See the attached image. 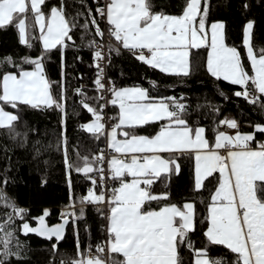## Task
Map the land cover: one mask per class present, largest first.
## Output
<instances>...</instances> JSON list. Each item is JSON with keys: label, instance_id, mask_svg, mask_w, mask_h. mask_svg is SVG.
<instances>
[{"label": "snow or ice", "instance_id": "obj_1", "mask_svg": "<svg viewBox=\"0 0 264 264\" xmlns=\"http://www.w3.org/2000/svg\"><path fill=\"white\" fill-rule=\"evenodd\" d=\"M45 3L46 0H0V29L15 27L19 42L29 48L33 39L42 43L44 52L58 46L66 47L67 42L73 40L70 33L77 26L75 19L66 17L64 0H60L59 6L51 7L47 14L42 8ZM97 5L95 13L106 19L110 26L108 35L138 60L163 73L186 76L191 49L208 47V72L217 79L240 86L241 90L233 95L264 107V49L254 52L251 22L243 31L250 74L238 50L224 43L223 23H212L209 32L207 0H203V8L202 0H185L179 15L154 12L152 0H105L102 6L97 0ZM87 15L91 19L81 27L87 33L90 24L95 26L94 37L86 46L93 50L96 90L103 92L106 90L103 62L111 52H119V48L103 43L105 33L90 7ZM35 29L39 31L38 36L32 34ZM43 59V53L36 58L25 57L24 63L33 66L31 70L21 68L18 72L0 75V128L14 130V122L19 119L13 112L5 110L8 105L12 109L27 105L32 108L55 106L63 110V98L57 100L52 95ZM3 62L13 63L10 56L0 60ZM75 91L84 96L82 89ZM107 91L112 95L109 102L119 109L118 116L113 118L116 122L107 131V146L114 155L106 157L100 150L90 158L82 157L81 165H72L68 162L66 138L63 141L67 167L83 174L92 185L87 194L80 197L81 204L107 205V241L98 244L96 255L91 256L80 251L77 241L76 258L71 264H181L178 253L181 245L192 250L193 264H222L220 259L210 257L206 248L196 249L189 238L195 230L193 202L186 201L182 206L150 207L154 201L169 199L168 192L156 194L152 187L161 178L179 173L177 154H188L194 159V191L201 190L207 178L219 173L218 186L210 196L205 218L208 227L204 235L209 244L225 246L236 254L235 264H264V142L256 148L251 147L255 133H264V125H256L252 133H241L237 122L226 118L219 124L237 131L228 134L217 129L214 141L210 142L203 127H192L185 119L187 106L181 102L182 97H151L141 86L116 88L113 85ZM80 103L94 117L81 127L100 139L106 134L101 111L106 105H101L98 110L84 98ZM153 122L161 123L151 137L126 130ZM105 164L107 178L118 183L110 194L104 190L96 191L98 185L103 189ZM0 206L10 208L21 219L26 211L17 208L4 193H0ZM98 211L104 215L102 209ZM48 215L49 210L45 209L35 228L25 222L22 225L25 234L35 232L59 242L63 239L68 217L76 215L75 201L62 211L63 223L47 225L45 217ZM11 223V216L0 221V264H5L10 256H18L11 250L14 231H5L6 225ZM105 251L109 258L119 254L123 259L105 260L102 258Z\"/></svg>", "mask_w": 264, "mask_h": 264}, {"label": "trees", "instance_id": "obj_2", "mask_svg": "<svg viewBox=\"0 0 264 264\" xmlns=\"http://www.w3.org/2000/svg\"><path fill=\"white\" fill-rule=\"evenodd\" d=\"M207 3L208 30L212 23H223L226 44L239 51L244 63L247 64L248 58L243 46V31L249 22L253 24L251 43L254 52L264 49V0H207ZM103 4L104 0H99V5ZM152 4L154 12L179 15L185 0H152ZM59 5L60 0H46L42 8L47 14L51 7ZM97 6V0H64L66 17L75 19L77 25L70 33L73 40L68 41L66 47L58 46L48 52H44L41 42L36 39H33L30 48L22 45L17 29L13 26L0 29V60L10 56L13 61L0 63V75L18 72L21 68L32 69V65L24 63V58H36L43 53L44 72L51 82L52 95L57 100L63 98V110L55 106L32 108L18 105L16 109L5 106L6 111L13 112L19 119L14 122V130L0 128V193L6 194L17 208L26 210L21 219L10 208L0 206V221L6 216L12 218V223L6 225L5 231H14L11 250L18 253V256L8 257L5 264H71L76 258L77 241L81 252L86 253L91 247L95 254L96 246L106 242L105 209L100 204H81L80 197L86 195L92 185L83 174L67 167L63 143L66 138L68 162L72 165H81L82 157L90 158L98 154L106 143L105 135L96 139L81 127L94 118L82 107V98L98 110L106 104L104 97L99 99L101 95L94 84L97 69L93 50L86 46L89 39L94 37L95 26L90 24L87 33L81 27L91 19L87 15V8L90 7L104 31L103 20L95 13ZM32 34L38 36V29L33 30ZM96 39L100 41V38ZM109 43L119 48V52L110 53L107 65V76L112 86H141L149 91L151 97L156 98L182 97L181 102L187 106L185 119L192 127L205 126L210 140L214 138L216 130L222 128L219 121L227 114L264 125V107L233 95L235 91L241 90L240 86L232 85L222 78L217 79L208 72V47L191 49L189 74L185 76L163 73L138 60L114 39ZM77 88L82 89L83 97L76 93ZM108 110L112 119L118 116V106L108 102ZM160 123L153 122L126 130L137 135H153L159 130ZM263 135L256 132L255 140H260ZM165 155L167 157L169 154ZM177 156L179 173L161 178L152 187L156 194L168 192L169 199L154 201L150 207L157 208L165 204L182 206L186 201L193 202L195 230L189 234V238L194 247L206 248L209 256L220 259L222 264H235L236 254L225 246L209 244L204 235L208 227L205 218L210 196L218 186L219 173L207 178L201 190L194 191V159L188 154ZM117 186L118 183L112 180L109 194ZM101 190L97 186L96 191ZM73 201L76 215L68 217L71 221L66 236L58 243L57 249H53L57 242L55 239H44L23 231L22 224L26 221L35 224L45 209L49 210L47 219L50 224L61 222L62 211ZM98 209H102L104 215ZM178 253L181 264H193V252L186 245H181ZM110 259L120 261L122 257L112 254Z\"/></svg>", "mask_w": 264, "mask_h": 264}, {"label": "built area", "instance_id": "obj_3", "mask_svg": "<svg viewBox=\"0 0 264 264\" xmlns=\"http://www.w3.org/2000/svg\"><path fill=\"white\" fill-rule=\"evenodd\" d=\"M104 3H105V0H104ZM102 20H103V23H104V33H105L104 34V37H103V43L107 45L108 42L112 39L108 35V28L110 26L107 24L106 19L102 18ZM98 42H100V41H98ZM109 60H110V54L107 55L106 60L103 62V66H104V79H103V83L106 86V90L103 91V92H100V95L103 96L105 98V100H106V104H105L106 106L104 107L103 112H102V115L105 118L104 122H105V125H106V134H105V136H106V143L101 148V150L104 151V154H105L106 157H110V156L114 155V153L112 152V150L109 149L108 146H107V144H108V141H107V131L110 130V126L114 123V121L112 119V115H111V113L108 110V102H109V99L111 97V92L110 91H107V89H109V88L112 87V81L107 76V65H108ZM259 142H261V139L259 140ZM104 167H105V177L106 178H105L103 190L107 194H109V186L112 183V180L107 178V165L105 164ZM96 179L99 180V177L96 176ZM100 205H102L104 207V209H105V216H106L107 215V205H105V204H100ZM60 219L62 220L61 215H60ZM106 223H108L107 220H106ZM107 239H108V234L106 236V241H107ZM86 254L89 255V256L96 255L92 251H90V252L87 251ZM103 257H104L105 260H109L110 259L108 257L107 251H105Z\"/></svg>", "mask_w": 264, "mask_h": 264}, {"label": "crops", "instance_id": "obj_4", "mask_svg": "<svg viewBox=\"0 0 264 264\" xmlns=\"http://www.w3.org/2000/svg\"><path fill=\"white\" fill-rule=\"evenodd\" d=\"M216 23V22H215ZM219 23H221V22H219ZM209 32H210V27H209ZM223 37H224V28H223ZM224 43L226 44V41H225V37H224ZM42 44V43H41ZM227 45V44H226ZM228 46V45H227ZM229 47H231V46H229ZM191 52V51H190ZM31 70V69H30ZM45 73V72H44ZM46 76V75H45ZM47 78V77H46ZM111 98H112V95H111ZM111 100V99H110ZM119 110V109H118ZM229 119V120H235L236 122H237V125H238V130L241 132V133H252V132H254L255 131V126H256V124H254L253 122H251V121H248V120H246V119H238V118H236L234 115H232V114H227V115H225L224 117H223V119L222 120H224V119ZM194 127H203L205 130H206V127L205 126H203V125H197V126H194ZM220 131H224V132H226V133H228V134H235V132L237 131V129H230V128H228L227 126H225V125H222V128L220 129ZM155 134V133H154ZM153 134V135H154ZM153 135H145V136H149V137H151V136H153ZM205 136H206V138L210 141V142H212V141H214V138L212 139V140H210V138L208 137V135H207V131H205ZM215 137V136H214ZM119 138H122V137H119ZM261 139V142H264V135H263V137L262 138H260ZM107 141H108V136H107ZM260 142H259V139L258 140H255L252 144H251V147L252 148H256L257 146H258V144H259ZM164 156H166L165 154H163ZM178 162V161H177ZM115 255H117V254H115ZM122 257V256H121ZM103 258V257H102ZM104 259V258H103ZM122 259H123V257H122Z\"/></svg>", "mask_w": 264, "mask_h": 264}, {"label": "water", "instance_id": "obj_5", "mask_svg": "<svg viewBox=\"0 0 264 264\" xmlns=\"http://www.w3.org/2000/svg\"><path fill=\"white\" fill-rule=\"evenodd\" d=\"M206 24H207V21H206ZM70 221H71V219L68 218V223L64 225L63 239H64L65 236H66L67 228H68V225H69ZM26 222H27L31 227H34V228L39 226V221H38V220L36 221L35 224H32L30 221H26ZM45 222H46V224L49 225V226H54V225H56V224L63 223V220H62L61 222H59V223H56V224H50V223L48 222L47 217H45ZM24 223H25V222H24ZM24 223H23V224H24ZM23 224H22V225H23ZM22 229H23V228H22ZM28 234L36 235V236H38V237H40V238L47 239L46 237L41 236V235H39L38 233H35V232L28 233ZM53 239H55V238H53ZM63 239H62V240H63ZM55 240H56V239H55ZM62 240H60L59 242H61ZM59 242H56V243L54 244V245H56V249H57V245H58Z\"/></svg>", "mask_w": 264, "mask_h": 264}, {"label": "rangeland", "instance_id": "obj_6", "mask_svg": "<svg viewBox=\"0 0 264 264\" xmlns=\"http://www.w3.org/2000/svg\"><path fill=\"white\" fill-rule=\"evenodd\" d=\"M216 23H219V22H216ZM246 48V47H245ZM210 51V48H209V50H208V52ZM239 52V51H238ZM246 53H247V50H246ZM241 56V55H240ZM241 60H242V58H241ZM248 60V59H247ZM242 63H243V65L245 66V68H246V70L247 71H249V73L251 74V66H250V62H249V60L247 61V64L246 63H244L243 61H242ZM94 119V118H93ZM92 119V120H93ZM92 120H90V121H88V122H91ZM87 122V123H88Z\"/></svg>", "mask_w": 264, "mask_h": 264}]
</instances>
